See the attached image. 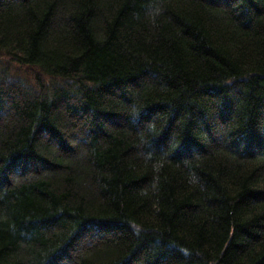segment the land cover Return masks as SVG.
Listing matches in <instances>:
<instances>
[{
	"label": "trees",
	"instance_id": "trees-1",
	"mask_svg": "<svg viewBox=\"0 0 264 264\" xmlns=\"http://www.w3.org/2000/svg\"><path fill=\"white\" fill-rule=\"evenodd\" d=\"M0 264H264V0H0Z\"/></svg>",
	"mask_w": 264,
	"mask_h": 264
}]
</instances>
